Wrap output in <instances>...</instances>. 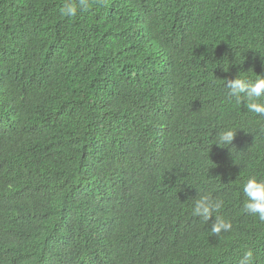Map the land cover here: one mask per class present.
Returning a JSON list of instances; mask_svg holds the SVG:
<instances>
[{
  "label": "trees",
  "instance_id": "trees-1",
  "mask_svg": "<svg viewBox=\"0 0 264 264\" xmlns=\"http://www.w3.org/2000/svg\"><path fill=\"white\" fill-rule=\"evenodd\" d=\"M63 2L0 0V264H264V118L224 81L264 74V0Z\"/></svg>",
  "mask_w": 264,
  "mask_h": 264
},
{
  "label": "clouds",
  "instance_id": "clouds-1",
  "mask_svg": "<svg viewBox=\"0 0 264 264\" xmlns=\"http://www.w3.org/2000/svg\"><path fill=\"white\" fill-rule=\"evenodd\" d=\"M90 7L89 0H64L60 13L64 17L74 18L78 10L87 12ZM224 81L228 98L234 100L241 108L243 107L245 113H250L257 118H264V74L255 75V79L236 75L234 79H225ZM236 133L237 130L234 127L219 131L213 145L226 148L229 151V146L232 145ZM242 189L246 198L242 208L243 212L264 222V177L249 176L243 183ZM189 199H192V215L194 217L202 218L206 223L214 218L209 229L211 234L219 236L222 232L232 230V223L229 220L218 215L214 216L224 207L223 199L213 198L210 192H201L198 198L195 196V198ZM239 264H253L252 251H245Z\"/></svg>",
  "mask_w": 264,
  "mask_h": 264
}]
</instances>
